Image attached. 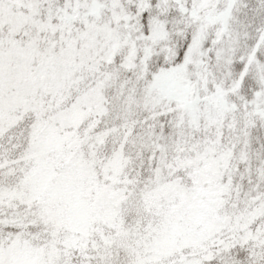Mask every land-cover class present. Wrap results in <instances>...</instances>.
I'll use <instances>...</instances> for the list:
<instances>
[{"label":"snow or ice","instance_id":"snow-or-ice-1","mask_svg":"<svg viewBox=\"0 0 264 264\" xmlns=\"http://www.w3.org/2000/svg\"><path fill=\"white\" fill-rule=\"evenodd\" d=\"M0 264H264V0H0Z\"/></svg>","mask_w":264,"mask_h":264}]
</instances>
